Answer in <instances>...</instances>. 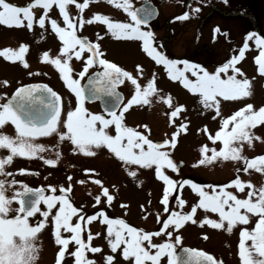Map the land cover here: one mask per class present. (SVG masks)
Returning a JSON list of instances; mask_svg holds the SVG:
<instances>
[{
    "label": "snow or ice",
    "instance_id": "snow-or-ice-1",
    "mask_svg": "<svg viewBox=\"0 0 264 264\" xmlns=\"http://www.w3.org/2000/svg\"><path fill=\"white\" fill-rule=\"evenodd\" d=\"M107 3L127 13L130 22L116 21L100 13H93L86 20L79 14L89 7L90 0L83 2L29 0L25 6L15 5L9 0H0V24L8 27L26 26L31 30L34 23L44 28L46 21L50 22L51 29L62 42V46L59 48V54L54 57L50 56V50L44 51L42 59L55 66L65 86L75 96L74 107L69 100V108L64 112L61 95L48 84L37 83L17 87L10 98L0 103V149L7 153L0 155V176L12 175L6 171V166L10 165L15 157H38L46 165L56 166L62 156L58 144L53 145L54 158H46L41 153L47 151V147L36 142V138L39 137L55 135L58 142H70L74 146L72 148L74 153L79 152L89 156L96 155L95 149L103 146L125 165L128 175L133 179L137 178L138 169H133L131 165L154 170L155 177L163 182L160 203L163 205V213L167 216L162 218L161 213H156L157 223L162 226L157 231H150L132 226L122 218H110L103 209L88 215L82 211V208L76 207L70 198L73 179L71 175L67 176V186H46L51 194H46L45 186L31 188L15 179H0V264H35L39 250L36 243L37 234L49 223L54 227V242L59 246L54 264H67L68 258H73V264H97V261L86 253L103 252L102 246L91 244L93 238L99 237L101 233L87 230L85 239L82 238V232L85 231L86 225L98 219L107 225L105 239L112 253L103 255L104 264H113L115 260L113 254L122 245L121 256L128 264H146V262L162 264L161 258L165 256L167 264H223L222 260H218L207 251L181 245L182 236L176 233L186 222L198 223L201 227L208 225L228 233L239 227L238 255L242 264H264V183L256 186L250 180L244 181L236 175L228 185H209L211 191H207L204 186L190 179L176 180L168 175L166 169L179 173L183 165V161L177 162L172 158V152L177 145L178 135L188 130L187 122L177 125L175 120L181 115L185 106L173 104L171 95H159L155 73L142 85L139 80V77L144 76L142 65L135 66L136 75H134L133 72L106 59L98 42L103 38L99 33L96 35V41H92L86 36L78 35L77 32L85 24L102 22L108 30L106 34H111L113 38L140 40L142 50L156 64L164 66L171 80L179 81L191 93L199 94L200 102L205 109L215 110L213 118L221 117L220 128L214 134L208 132L207 126L201 131L207 132L208 139L214 143L221 142L222 147L209 149L207 144L202 145L199 149L201 158L194 166L211 164L218 158L224 161L231 159L243 161V167L236 169L238 173L240 171L248 173L250 169H254L261 174H264V154L250 159L243 154V149L245 144L251 148L254 141L264 142V137L253 131L257 126H264V105L255 108L252 103H247L231 115L223 117L221 100L218 97L224 100H238L251 95L250 80L237 64L245 58L246 51L250 48L249 41L252 40L258 50V55L254 57L255 64L258 66V72L264 75V37L248 33L236 53L226 62L215 67L214 71H209L202 65L188 60L170 59L158 49L154 43V34L141 27L148 24L153 9L141 7L134 10L130 0H122V2L107 0ZM54 5L58 8L59 16L62 17L63 27L57 19L49 15ZM69 5H74L78 10L79 14L76 17L70 15ZM34 7L43 9L38 19L32 11ZM187 17L188 12H184L176 19ZM214 31L218 33L220 29L217 27ZM27 50L28 45L21 43L16 50L11 48L0 50V55L8 61H20L25 68H28L29 65L24 59ZM73 57L83 65L76 77L72 75L73 69L69 63ZM181 64L183 66L178 67ZM93 66L99 70L91 74L88 87L85 88L81 85V78H84ZM221 74L226 78H222ZM28 75L31 76L33 73L30 71ZM126 81L130 82L133 92L125 102V97L117 89ZM8 84L7 80L0 81V86ZM153 94H157L163 103L169 105L171 109L169 123L174 125V131L166 134L167 138L158 142L149 139L145 132L127 126L124 122L125 113L132 106L149 105ZM105 97L109 99L105 102L104 113L90 112L85 107L87 99ZM9 122L14 126L15 135L2 131ZM110 128L114 130V134L110 132ZM143 128L148 129L150 133L147 125ZM17 171L23 174L29 170ZM84 172L95 173V169H84ZM88 179L100 188V192L94 197L95 204L106 203L111 206L115 196L110 193L109 186H105L103 181L95 176H89ZM78 183L85 181L80 180ZM18 184L20 187L14 188L13 195H6L8 186ZM186 185L199 196L198 203H193L189 211H184L188 203L186 199L181 198L180 195H172L174 190L183 189ZM228 187H233L241 193L246 192V196L241 198L233 191L227 190ZM217 188L219 191L216 190ZM170 197L175 200V208L170 205ZM14 203L18 206L14 207ZM148 203L151 204V201ZM41 205L44 206L43 209ZM121 207L126 209L127 205L122 203ZM144 207L141 205L142 209ZM198 208L206 212L210 210L212 213H218L219 219H211L205 215L197 220L195 217ZM53 209H55L54 214ZM73 217H76L75 221ZM30 218L35 220L34 224L30 223ZM144 218H147V215ZM250 222L254 224L253 227H248ZM62 232L69 235H62ZM162 235L169 239L160 243L154 242V237ZM202 235L204 239L208 238L207 234ZM247 241L251 243L248 244ZM70 242H74L75 245L72 250H70ZM177 246H180L179 251Z\"/></svg>",
    "mask_w": 264,
    "mask_h": 264
},
{
    "label": "rangeland",
    "instance_id": "rangeland-1",
    "mask_svg": "<svg viewBox=\"0 0 264 264\" xmlns=\"http://www.w3.org/2000/svg\"><path fill=\"white\" fill-rule=\"evenodd\" d=\"M159 9V17L156 21L144 30H150L154 35V43L158 46L168 58L176 60H186L196 58L202 61H209L217 67L219 64L232 54L236 53L238 48L242 46L246 35L254 33L264 37V0H151ZM9 2L25 6L29 0H9ZM83 2V0H79ZM122 2V0H121ZM143 0H130L132 8L135 10ZM70 15L76 17L79 13L74 5H69ZM34 16L42 14L43 9L34 7L32 9ZM184 12H188L186 19H176ZM93 13H100L109 16L111 19L121 22H130V17L122 9H118L107 3V0H90L89 7L82 14L87 20ZM51 18L62 23V17L59 16L58 8L54 5L49 11ZM26 24V22H25ZM219 28L217 33L213 30ZM107 28L102 22H94L85 24L77 34L86 36L92 41H96V35L99 33L103 38L98 42L101 44V50L105 54V58L123 67L125 70L135 72V66L140 64L143 66L144 76L139 77L140 83L143 85L148 78L155 73L156 86L159 89V95H171L173 104L184 105V109L180 116L176 117V124H188L187 132H181L177 137V145L172 152V158L179 162L183 161L185 166L174 173L166 169V173L173 179H190L193 182L205 187V190L211 191L209 185H228L236 175L244 181H251L254 185L260 186L264 183V174L250 169L248 173L236 171L243 167V161L227 160L218 158L211 164L194 166L195 162L201 158L199 151L202 145L207 144L208 148L222 147V143L213 142L208 139V133L202 132L204 126H207L208 132L215 133L220 128L221 117L215 116V110L205 109L200 102L199 94H193L184 88L179 81L171 80L163 65H158L142 50V42L138 39L113 38L107 33ZM228 39V43H224V39ZM217 39V40H216ZM214 40V41H213ZM216 40V41H215ZM21 43L28 45V50L24 54V59L29 67L25 68L20 61H8L0 55V81L7 80V86H0V103H4L12 92L19 86L45 82L55 89L63 98L65 107L69 108L68 101H72L75 105V96L65 86L60 77L59 71L50 62L43 61L42 53L50 50V56L59 54V48L62 42L58 39L55 32L51 29L50 22L46 21L45 27L41 28L38 23H34L33 28L29 30L26 26L8 27L0 24V50L4 48L18 49ZM250 48L246 51L245 58L238 62L237 66L242 69L244 75L250 80L251 95L238 100H224L221 97V113L223 117L231 115L235 110L247 103H252L255 108L264 105V75L258 72V66L255 64L254 57L258 55L254 41H249ZM214 56V59L207 55ZM87 55V53L85 54ZM73 69L72 75L82 70V62L73 57L69 62ZM210 64V63H209ZM183 66L178 65V67ZM97 67L89 69V73L97 71ZM213 69V70H214ZM33 75L29 76L28 72ZM39 73V74H37ZM47 73V75H45ZM89 73H86L89 74ZM231 74V72H229ZM85 75V76H86ZM85 78V77H84ZM81 78V84L84 80ZM191 78V77H190ZM226 78V77H225ZM238 78H241L238 76ZM125 95V102L133 92L130 82L126 81L119 89ZM6 94V95H4ZM149 105H134L125 113V123L127 126L142 129L148 138L153 141L163 140L166 134L174 131V125L169 123V113L171 111L169 105L163 103L157 94H153ZM95 104H87L90 112L97 111ZM95 107V108H94ZM147 125L150 129L143 128ZM139 126V127H138ZM3 132L15 135L14 127L8 123L2 129ZM253 131L264 137V126H257ZM111 133H113L110 130ZM36 142L44 144L47 151L41 153L46 158L53 157V145L59 146L62 156L56 166H49L43 160L36 158L15 157L13 162L6 166V171L12 173L11 176H0V179H15L23 184L32 186L60 185L67 186V176H72V192L71 200L74 205L83 210L91 212L101 206H108L106 203L96 205L94 197L100 192L99 186L88 179L89 176L103 181L105 186H109L110 193L115 196L110 212L116 218L124 219L128 224L144 230L157 231L162 224L157 223L156 213H161L162 218H166L167 214L163 213V205L160 203L162 196L163 182L159 181L154 170L131 165L133 169H138L136 179L128 175L125 165L120 162L106 148L101 146L95 149L96 155L89 156L79 152H73V145L68 141L58 142L55 135L38 139ZM146 147V146H145ZM7 153L0 149V155ZM243 154L250 159L256 155L264 154V142L254 141L251 148L247 144L244 145ZM210 155V153H209ZM26 169L21 174L17 170ZM84 169H95V173H85ZM106 172V173H105ZM104 176V179L102 177ZM84 180L85 183H78ZM142 181V183H139ZM115 187H112V186ZM20 185L8 186L6 195L14 194V188ZM219 191V188L216 189ZM227 190L233 191L234 194L241 198L246 196L245 193L239 192L233 187ZM59 192V191H58ZM173 196L180 195L188 201L184 211H189L193 203H198L199 196L186 185L183 189L174 190ZM151 201V204L148 203ZM127 205L122 208L121 204ZM144 205V209L141 208ZM170 205L176 207L175 200L170 197ZM18 206L14 203L13 205ZM43 209L44 206L42 205ZM146 210V211H145ZM179 211V209H177ZM171 211V208H170ZM55 209H53V214ZM12 214H10L11 216ZM147 215V218H144ZM207 215L211 219H219L218 213L207 212L203 209H197L196 219L199 220ZM76 217H73V221ZM30 223L34 224L35 220L30 218ZM226 223V222H225ZM250 222L248 227H253ZM87 230L92 233L100 232L99 237H94L91 241L93 246H102L103 252L98 254L87 253L90 258H94L97 264H104L103 255L112 254L105 239L107 235V225L100 222V219L86 225V229L82 232V238L86 239ZM239 227H235L231 233L225 230H217L208 225L203 227L198 223L186 222L184 226L178 230L182 236L181 245L199 250L207 251L214 255L218 260H222L223 264H242L238 255ZM202 234H207V239ZM62 235H69L63 233ZM168 237H154L156 243L163 242ZM174 239V237H173ZM36 243L39 246L37 259L35 264H54L58 247L54 242V227L51 223L37 234ZM146 243V242H145ZM246 243L250 244L251 241ZM75 247L74 242H70V250ZM122 247L117 250L113 264H128L121 256ZM180 246H177V250ZM155 251V249H153ZM162 264H167V257H162ZM67 264H73V258L67 259ZM151 264V262H146Z\"/></svg>",
    "mask_w": 264,
    "mask_h": 264
},
{
    "label": "flooded vegetation",
    "instance_id": "flooded-vegetation-1",
    "mask_svg": "<svg viewBox=\"0 0 264 264\" xmlns=\"http://www.w3.org/2000/svg\"><path fill=\"white\" fill-rule=\"evenodd\" d=\"M217 40V39H216ZM214 41V40H213ZM224 43H228V39L227 38H225L224 39ZM207 55H208V57L210 56L211 57V59H214L213 57L214 56H212V55H209L208 53H207ZM230 57H228L226 60H225V62L229 59ZM186 60H188L189 62H192V63H197V64H200V65H202L204 68H206L207 70H209V71H214L215 69H214V67H212L213 65L211 64V62H209V61H202L201 62V60H198V59H196V58H191L190 56H189V58H187ZM210 63V64H209ZM224 63V62H223ZM219 65H221V64H219ZM216 66H218V65H216ZM214 69V70H213ZM222 75V78H225V76H224V74H221ZM191 78H193L194 79V77H191ZM73 106V105H72ZM95 107H96V110L97 111H94V113H103L102 111H101V109H100V106H99V104H95L94 105ZM74 107V106H73ZM85 107L86 108H88L87 107V104L85 103ZM94 107V108H95ZM89 109V111L91 110L90 108H88ZM63 111L64 112H66L67 111V108L65 107V105H63ZM9 124H10V122H9ZM11 125V124H10ZM14 127V126H13ZM110 130L113 132V134H114V130L113 129H111L110 128ZM137 130H141V131H143L142 129H137ZM50 137V136H49ZM48 137V138H49ZM44 138H46V137H39V138H36V141L38 140V139H44ZM106 173V172H105ZM102 179H104V176L102 177ZM39 187H41V186H32L31 188H39ZM46 190L48 191L47 192V194H51L50 193V191L46 188ZM57 194H59V192L57 191ZM72 202L74 203V201L72 200ZM42 206V205H41ZM101 209H103V211H104V213L105 214H107L110 218H116L117 216H113L112 215V213L110 212L111 210H110V206H101V207H99L98 209H96V210H93V211H91V212H88V210H83L82 209V211L84 212V213H86V214H88V215H92V214H95L96 212H98L99 210H101ZM97 221V220H96ZM86 255H87V253H86Z\"/></svg>",
    "mask_w": 264,
    "mask_h": 264
},
{
    "label": "water",
    "instance_id": "water-1",
    "mask_svg": "<svg viewBox=\"0 0 264 264\" xmlns=\"http://www.w3.org/2000/svg\"><path fill=\"white\" fill-rule=\"evenodd\" d=\"M141 7H150L151 9H153V15L152 17L149 19L148 24L156 21L159 17V9L158 7L154 4V2H152L151 0H144L142 2V4L137 8L140 9ZM141 15H143V13H141ZM147 24V25H148ZM142 26H146V25H142ZM91 74H88L85 78L84 83L82 84V86H84L85 88L88 87V79L91 77ZM40 83V82H37ZM37 83H30V84H37ZM46 84V83H45ZM29 85V84H26ZM122 85L118 86V91L121 92L119 89ZM121 94L124 96V94L121 92ZM10 98V97H9ZM109 98L105 97L103 99H87L85 102L89 103V104H93V103H99L100 104V108L102 109V111L104 112V108H105V102L108 100ZM7 100V99H6ZM158 142V141H156ZM185 166V164L183 163V165L180 168H183ZM180 250V249H179ZM178 250V251H179Z\"/></svg>",
    "mask_w": 264,
    "mask_h": 264
}]
</instances>
